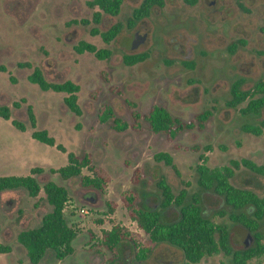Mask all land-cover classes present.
Returning <instances> with one entry per match:
<instances>
[{
  "label": "rangeland",
  "instance_id": "374dc122",
  "mask_svg": "<svg viewBox=\"0 0 264 264\" xmlns=\"http://www.w3.org/2000/svg\"><path fill=\"white\" fill-rule=\"evenodd\" d=\"M239 2L243 9L238 7ZM140 3L122 0L117 16L103 14L100 23L94 24L92 13L98 9H89L86 0H0V67L5 69L0 70V105L10 110L9 120L0 118V177L26 176L31 168H40L42 171L35 175L39 185L53 181L67 190L69 201L64 216L77 230L70 256L58 260L47 251L38 264H107L110 254L93 247L102 230L120 224L142 233L120 200V193L126 189L138 194L140 207L159 211L163 223L177 220L179 208L159 206L161 194L156 183L160 177L165 178L174 194L185 189L186 201L193 194L198 196L202 215L214 224L227 226L233 251L255 245L252 234L229 219L236 211L222 197L198 186L195 167L200 154L207 155L209 167L229 165L231 160L242 158L264 165V130L260 136L241 130L245 124L256 125L264 119V108L256 116H242L238 109L244 104L236 108L225 105L231 84L238 78L244 80V89L264 81V0H198L194 5L164 0L162 8H153L147 18L128 28L126 21ZM117 22L123 28L108 44L91 34L94 27L105 31ZM135 39L140 43L134 47ZM80 41L109 49L111 55L98 59L91 53L78 54L73 46ZM232 45L235 47L230 50ZM142 52L148 53L145 61L123 64V55ZM182 61L192 62L193 67L183 66ZM36 67L48 82L70 80L79 86L80 116L64 105L65 93L43 91L28 81ZM126 101L135 103L142 113L153 104L163 106L182 121L193 120L196 113L206 109H211L213 115L204 130L183 132L173 141L151 133L145 122L141 131L127 129L120 133L113 131L110 123H97L103 105L131 123ZM28 106L35 116L34 128L29 124ZM12 120L24 124L26 130L15 128ZM35 130H46L66 152L32 139L30 134ZM206 145L211 148L208 152L203 149ZM68 152L91 154L93 164L110 176L104 192L80 186L78 177L63 180L51 173L67 164ZM157 153L169 154L174 168L154 160ZM137 167L142 168L143 178L133 184L130 178ZM88 173L82 170V174ZM230 182L258 196L264 193V175L243 167L235 171ZM43 197L42 190L35 198L21 188L0 191V244L11 247L10 253H0V264H30L16 235L37 227L42 215L50 211ZM107 201L116 206L111 214ZM81 208L86 213H79ZM252 210L246 206L240 212L251 217ZM259 231L264 233V221L259 222ZM119 254V264H135L128 242L119 244ZM184 262L179 249L159 243L145 264ZM194 264L233 261L220 253ZM247 264H264V257L253 258Z\"/></svg>",
  "mask_w": 264,
  "mask_h": 264
},
{
  "label": "trees",
  "instance_id": "16d2710c",
  "mask_svg": "<svg viewBox=\"0 0 264 264\" xmlns=\"http://www.w3.org/2000/svg\"><path fill=\"white\" fill-rule=\"evenodd\" d=\"M187 5H194L198 0H183ZM122 0H86L89 9L97 8L92 13L91 21L99 24L103 14L115 17L119 14ZM164 0H141V3L134 7L130 18L126 21L128 28H133L138 22L147 18L151 10L155 7L162 8ZM238 7L243 9L239 2ZM83 23H87L83 21ZM123 24L120 22L112 24L107 30L99 31L92 28V35H99L106 44L110 43L120 33ZM238 43H242L239 41ZM235 46L232 45V50ZM76 53L84 52L93 54L98 59H106L111 55L109 49H97L93 44L80 41L73 46ZM148 53L126 54L122 57V62L126 66H132L145 61ZM182 65L192 68L193 63L182 61ZM28 67L29 65L26 64ZM2 72L4 67H0ZM28 81L37 85L43 91H53L55 93H65L63 103L67 109L76 116L82 114L77 102L79 86L70 80L61 83L48 82L39 68H34L27 77ZM14 81L13 78H10ZM244 80L238 78L230 87V98L225 102L228 108L238 109L242 116L258 115L264 108V81H257L248 89L243 88ZM117 94L120 93L116 88H112ZM130 110L131 123L117 117L110 106L103 105L99 108L96 121L99 124L110 123V127L115 132H124L127 129L141 131L142 123L145 122L149 131L153 134H161L167 141H173L176 137L187 131H202L206 122L212 117L211 109H206L194 115L193 120L182 121L173 116L165 107L153 104L145 113L136 109L135 103L126 101ZM27 116L31 128L35 127V116L31 106L27 107ZM0 118L10 119V110L7 106L0 105ZM11 124L20 131H25L24 124L17 120H12ZM244 133L260 136L264 130V119L259 120L256 125L245 124L241 127ZM35 139L45 145L55 146L63 153L66 152L61 144H55V139L46 130H35L30 134ZM193 149H198L195 147ZM205 152L210 151V146L203 147ZM199 163L195 167L197 173L198 186L206 191H212L217 196L222 197L224 203L236 212L229 215V219L234 223H239L250 232L254 238V246L233 251L230 245L229 232L227 226L214 224L202 215L199 198L193 194L189 201H186L188 193L181 189L178 194H174L170 185L164 177H160L156 187L160 190V208L167 207L179 208V218L175 221L163 223L160 212L157 210L144 209L137 204L138 194L126 189L120 193V200L125 208L129 219L135 222L136 226L142 231H132L126 226L113 224L110 229L102 230L97 237L93 247L104 249L109 254L107 264H119V244L128 242L133 250L135 264H145L154 248L159 243H167L179 249L184 257L183 264H194L200 262L205 257L217 254L231 256L233 264H247L253 258L264 257V233L259 231V222L264 221V193L256 195L250 190L241 189L233 186L230 182L235 171L241 167L257 174L264 175V165H258L250 159L231 160L229 165L209 167L207 165V155H199ZM154 160L163 161L167 166H172V158L167 153H157ZM174 168V167H173ZM85 169L89 173L82 174ZM42 170L34 167L30 169L26 176H1L0 191L11 189H24L29 197L35 198L42 190L43 199L51 207L50 211L43 214L40 224L37 227L21 230L16 235V241L25 251L30 264H38L47 251H52L58 260L70 256L74 248L72 242L77 237V230L70 226L64 216V209L69 201L67 190L53 181H48L42 186L38 184L35 175ZM63 180L78 177L80 186L104 192L110 182L109 174L100 166L94 165L90 153L77 155L73 152L67 153V164L56 170H51ZM143 178V170L137 167L132 172L131 183L137 184ZM185 186L189 184L184 183ZM108 213L115 210V203L106 202ZM246 206L253 208L251 217L240 212ZM93 236H91V239ZM98 251V250H96ZM11 252V247L0 244V253Z\"/></svg>",
  "mask_w": 264,
  "mask_h": 264
},
{
  "label": "water",
  "instance_id": "95a60500",
  "mask_svg": "<svg viewBox=\"0 0 264 264\" xmlns=\"http://www.w3.org/2000/svg\"><path fill=\"white\" fill-rule=\"evenodd\" d=\"M140 43V40H133V46L135 47L136 45H138Z\"/></svg>",
  "mask_w": 264,
  "mask_h": 264
},
{
  "label": "built area",
  "instance_id": "2783aa9c",
  "mask_svg": "<svg viewBox=\"0 0 264 264\" xmlns=\"http://www.w3.org/2000/svg\"><path fill=\"white\" fill-rule=\"evenodd\" d=\"M79 213H86V211L81 208L79 209Z\"/></svg>",
  "mask_w": 264,
  "mask_h": 264
}]
</instances>
